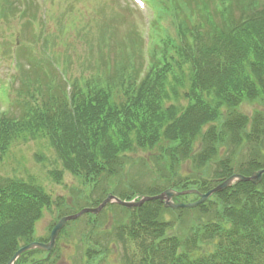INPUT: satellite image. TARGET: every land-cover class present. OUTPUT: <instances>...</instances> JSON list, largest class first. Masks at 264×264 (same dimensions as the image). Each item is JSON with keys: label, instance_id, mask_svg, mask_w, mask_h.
<instances>
[{"label": "trees", "instance_id": "trees-1", "mask_svg": "<svg viewBox=\"0 0 264 264\" xmlns=\"http://www.w3.org/2000/svg\"><path fill=\"white\" fill-rule=\"evenodd\" d=\"M2 1L3 16L15 9H5ZM148 1L158 16L151 44H165L159 71L114 89L86 80L75 85L68 99L63 83L43 90L38 81L27 84L33 69L24 70L23 88L34 103L18 121L0 116V162L11 145L42 137L57 150L65 170L84 178L83 187L87 180L94 183L89 184L92 194L98 193L103 173L117 174L113 194L129 189L130 199L154 195L170 184L178 191L205 192L214 177L233 171L248 176L264 168V110L250 116L241 111L264 101V0H217L215 6L230 16L228 26L211 22L213 0ZM233 7L239 11L236 20ZM117 21L111 15L103 19L107 31L114 26L116 44H141L133 30L120 38L122 22ZM205 23L211 28L200 30ZM183 67L188 68V105L177 114L164 100L166 88L184 87L179 81ZM133 152L149 154L147 169L153 168L144 173L141 165L137 169L124 159ZM213 162L220 171L211 178L202 168ZM129 164L135 174L131 178L125 170ZM0 180V264H6L22 245L35 241V226L52 202L33 184ZM80 200L56 205L58 217L79 209ZM184 200L189 197L177 201ZM126 213V221H118L113 230L103 229L95 218L84 223L75 252L80 264H264V176L257 186L238 184L192 211H169L156 202ZM68 237L65 228L59 234L61 246L47 260L34 263L29 254L21 262L56 264L60 250L69 246Z\"/></svg>", "mask_w": 264, "mask_h": 264}, {"label": "rangeland", "instance_id": "rangeland-1", "mask_svg": "<svg viewBox=\"0 0 264 264\" xmlns=\"http://www.w3.org/2000/svg\"><path fill=\"white\" fill-rule=\"evenodd\" d=\"M162 1L163 0H156L157 3H161ZM205 1L208 2V0ZM2 3L5 9H9V7H18L17 0H3ZM47 9L46 13H43L45 16L44 22L41 21L43 16L41 15L42 13H39L37 16L31 13H26L24 15L22 24L27 27V36H22V40L26 42L21 46L30 51H34V45L36 49L46 48L51 54L52 59H49V55L45 53L43 61L47 60L53 62L54 60V68L62 74L64 73L61 68L62 66L67 78L71 81L80 78L87 80L95 79L99 71L102 69L106 70L105 67L109 68L107 71L111 72L112 76H118L125 69H139V59L134 47L128 44H116L112 37L114 26L107 31L103 25L104 17L111 15L118 18L117 22H121L123 18L131 20L136 19L140 27L144 29V24H146V21L148 22V18L146 14H144L145 11L140 12L137 10L132 0H47ZM3 17V13L0 10V39L1 43L5 45L11 43L12 39L10 35H15L16 33L13 32L17 31L18 28L17 24H12L13 22H11V24L14 26L10 27L11 24H9V22L6 23L5 20L2 19ZM44 31L45 36L43 42L45 44H41L43 38L41 35ZM34 34L35 38L36 36L38 38L37 42L36 44H29L34 38ZM12 53L16 56L14 50ZM20 60L22 71L33 69V74L29 75L30 78L40 80L44 77L43 70H40L42 68H48L47 65L36 68L33 67V65L29 66L26 60H22V58ZM8 62L6 50H0V99L2 98L1 91L5 90L7 86L6 79H3V77L8 76L11 72L10 70L15 69L12 66L9 69L11 64L9 62V66H7ZM182 71L183 77L181 76L182 79H179V81L183 83L184 87L176 83L175 92L173 90L171 91L169 87L166 88L167 93L165 95L166 99L164 100L165 107H175L177 109V114H180V112L183 111L182 109H185L188 105L186 97L189 89L188 68L183 67ZM48 72L51 76H55L53 71ZM15 74H17V72ZM167 77L168 79L171 78V76ZM18 84L19 82L17 79L12 81V86L15 89ZM5 95H7L6 92ZM117 99L120 100V96H117ZM261 103L262 105H245L241 108V111L245 115L250 116L255 109L258 111L264 110V101ZM224 153L225 152H223L222 156L225 155ZM241 153L243 156H247L244 150L241 151ZM145 157L151 159L152 162V157L143 154L137 155L134 152L126 155L124 159H128L130 162L132 161L133 165L136 164L135 168L139 169L140 165L143 168L142 158ZM187 165L186 163L183 164L185 167ZM117 168L118 167H116V169ZM206 168L209 176L213 175V172L216 171L215 165ZM125 170H127V177L131 178L135 175L132 168H130V164L125 167ZM202 170H204V168ZM103 176L104 178L97 180H104L98 185V188L102 189H98V193L92 194V186L89 184L94 183L87 180L84 188L82 185V180L84 181V178L73 176L70 172L65 170L62 166L60 157L57 155V150L42 137H38L36 142H19L11 145L0 162V179L19 177L22 181L32 183L34 186L42 189L51 199V207L43 211V217L36 224L35 239L44 240L48 237L53 222L58 218V209L56 205L63 208V205L71 201V199L83 198L82 201H79L80 207L89 208L88 200L91 199L88 197L94 200L97 197H101L105 189L111 188L114 190V186L117 185L115 182L118 179V175L103 173ZM115 196L122 199L117 194ZM95 204H97L95 205L96 208L98 203ZM75 211L77 212L78 209ZM108 211L110 214L113 213L114 216L107 220L109 216ZM85 216L86 215H83L77 219L75 225L67 226V233L69 236L67 243L70 247L68 246L67 250H60L61 261L57 264H79V258L75 252H78L76 250L77 241L80 238L78 234L86 222ZM92 216L95 218V222L98 225L101 224V227L106 230L111 228L112 230L115 229L116 221L125 219L123 215H121V212L115 210L114 207L108 209L103 208L101 212L96 215L93 214ZM84 231L85 226L83 232ZM116 249L119 251L118 247H116ZM113 256H115V254ZM110 260L112 261V259Z\"/></svg>", "mask_w": 264, "mask_h": 264}, {"label": "water", "instance_id": "water-1", "mask_svg": "<svg viewBox=\"0 0 264 264\" xmlns=\"http://www.w3.org/2000/svg\"><path fill=\"white\" fill-rule=\"evenodd\" d=\"M264 175V169L255 171L251 173L250 176L244 177L239 174H233L229 178L225 179L224 181L220 182L215 188L212 190L208 191L205 194H201L195 190H189V191H184V192H176L172 189H168L164 191L162 194L153 197V198H143L139 202H124L120 201L119 199L109 195L97 209L90 210V209H84L81 210L79 213L71 216H66L60 218L55 224L54 227L50 233L49 241L47 244H40V243H32L29 244L23 248H21L7 264H15L19 257L27 252L39 250V251H44V252H50L53 249L54 243L58 237L59 232L61 229L65 226V224L71 220H76L79 218L81 215L85 213H90V214H98L106 204L108 203H116L117 205L124 206L128 209L132 207H139L141 206L144 202L148 201H153V200H158L160 203L163 204L164 208L166 209H171V210H177L179 208H187V209H193L197 207L198 205L202 204L204 201H206L209 197H211L214 193H220L223 192L226 189H229L233 187L235 184L240 183V182H250L254 185H257L260 183L262 176ZM189 194H196L198 196V200L194 203L191 204H174L173 199L178 197V196H184V195H189Z\"/></svg>", "mask_w": 264, "mask_h": 264}]
</instances>
